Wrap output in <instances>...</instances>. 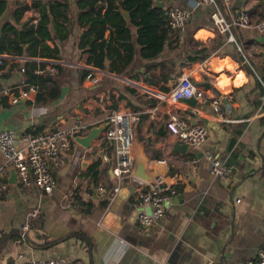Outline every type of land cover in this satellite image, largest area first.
I'll use <instances>...</instances> for the list:
<instances>
[{
    "label": "crops",
    "instance_id": "1",
    "mask_svg": "<svg viewBox=\"0 0 264 264\" xmlns=\"http://www.w3.org/2000/svg\"><path fill=\"white\" fill-rule=\"evenodd\" d=\"M215 2L230 23L228 33L213 29V7L198 5L197 0L158 4L164 15L168 9H186L191 12L190 20L184 30L168 34L162 53L151 61L141 58L136 45L123 74L87 65L86 55L78 48L79 28L75 27L69 39L59 44L60 59L35 60L60 68L54 76L60 89L58 98L35 105L33 97L13 105L2 96L8 102L0 104V130L17 135L75 124L83 125L86 135L91 127L105 125L112 112L135 115L133 137L142 142L148 133L156 136L154 144L145 147L148 168L175 187L176 195L153 225L137 224L134 204L141 184L125 179L113 194L117 183L111 163L101 160L106 149L99 139L91 144L93 152L83 158L85 149L74 143L59 155L60 162H50L55 181L50 196L32 183L20 185L18 177L12 180L9 168L6 189L0 191V264L48 258H64L75 264H248L256 257L264 247V32L234 23L244 12L253 24L263 19L264 0H232L229 5L223 0ZM10 4L11 16L15 2ZM72 9L76 13L75 3ZM132 34L135 41L134 28ZM182 49L186 53L182 54ZM214 60L222 64L217 71L210 66ZM0 61L6 62L0 70V92L16 89L26 81L21 72L26 59L0 55ZM88 70L98 78L97 83L82 79L83 71ZM166 73L171 81L189 75L208 96L222 99L219 112L209 105L192 108L182 102L172 107L184 108L192 121L207 129L206 141L198 151L187 148L186 154H181L173 149L176 140L168 134L164 121L169 109L158 108L154 98L135 87L159 90ZM150 78L156 84H149ZM155 151L161 153L160 158H154ZM204 151L229 166L230 176L212 178ZM159 159L166 164H160ZM82 160L92 162L83 167ZM3 161L0 154V164ZM97 161L101 164L94 185L87 172ZM111 196L114 199L110 202ZM75 198L85 205H79ZM130 200L134 203L126 213ZM37 206L41 209L39 223L21 239L25 216Z\"/></svg>",
    "mask_w": 264,
    "mask_h": 264
},
{
    "label": "built area",
    "instance_id": "2",
    "mask_svg": "<svg viewBox=\"0 0 264 264\" xmlns=\"http://www.w3.org/2000/svg\"><path fill=\"white\" fill-rule=\"evenodd\" d=\"M33 0H28L30 3ZM232 0H223L225 5H229ZM198 5H208L213 7L210 14L213 29L221 34L230 31V23L215 2V0H197ZM168 26L171 31H182L190 20L191 12L182 8H172L165 12ZM36 23V19L33 20ZM234 26L249 28L254 26L258 31L264 32V17L253 24L251 16L246 12L242 13ZM232 39V36L229 37ZM12 58V57H9ZM19 59V58H16ZM21 60H24L21 58ZM1 63V61H0ZM24 73V69H21ZM48 73L55 76L58 72L55 64H46L45 69L36 71L38 75ZM83 80L97 83L98 78L92 76L88 70ZM26 87V89L24 88ZM135 87L144 90L147 95L157 101V107H167L169 110L165 118V128L171 138L176 142L185 144L187 148L198 151L202 149L207 138V129L192 121L186 110L181 107L173 109L174 105L181 103L183 99L194 98L196 105H209L215 112H219L222 99L219 96H208L203 87L196 85L189 75L178 77L175 86L168 91L151 89L138 84ZM0 92V97L9 98L10 104H17L23 100H32L37 92L34 85L28 86L24 80L19 87ZM170 108H172L170 110ZM190 109V108H188ZM226 121V119H223ZM137 121L135 115L126 112H112L106 119L105 128L98 138L99 143L105 144L106 153L101 156V160L111 163L113 178L116 180V187L113 194L119 191L120 185L125 179H132V169L134 164L132 150V125ZM86 128L83 125L75 124L70 127L58 129L51 132H43L35 135L21 136L18 140V149H15L17 134L12 130H0V154L3 163L0 164V191L6 189L5 177L9 168L17 172L18 182L22 186L32 183L40 192L50 196L54 188V177L50 169V162L54 165L60 162L59 155L68 151L75 143L76 136L83 135ZM93 149L88 148L82 153L83 158L87 153H92ZM207 162L208 170L212 178L225 179L230 176L231 169L221 159L215 157L210 151L202 153ZM160 164H166L164 159H159ZM134 179V178H133ZM141 184V190L135 199L133 219L142 227H149L158 221L165 212L166 204L176 195V189L164 181L162 177H157L152 183ZM113 196L109 198L111 202ZM149 210V212L146 211ZM41 216L39 206L31 208L20 228L21 239L33 228L37 227ZM24 264H75L64 258H48L44 260H28ZM248 264H264V247H262L256 257Z\"/></svg>",
    "mask_w": 264,
    "mask_h": 264
},
{
    "label": "trees",
    "instance_id": "3",
    "mask_svg": "<svg viewBox=\"0 0 264 264\" xmlns=\"http://www.w3.org/2000/svg\"><path fill=\"white\" fill-rule=\"evenodd\" d=\"M11 1L15 2L11 16L0 23V55L26 59L22 68L27 85L37 88L32 101L35 105H43L60 96L56 77L47 72L38 75L36 71L45 69L46 64L35 60L60 59L59 44L69 39L75 27L79 28L78 48L82 50V55H86L87 65L116 74H123L130 64L136 45L143 60L151 61L157 57L171 32L164 10L158 5L165 0H33L30 3L28 0H0V18L6 14ZM73 3L76 13L72 9ZM124 12L128 14V19L124 17ZM205 59L191 58V61L203 62ZM1 62L0 70H3L6 62ZM87 72L83 71V75ZM171 79L170 73H166L161 78L163 84L158 87L159 90L168 91ZM149 81V84L153 83L152 78ZM12 92L17 94V89ZM7 102L6 97H0V104L7 105ZM30 102L27 101L28 104ZM113 109L117 107L113 106ZM41 131L40 128L27 131L21 136ZM153 156L158 159L161 153L155 151ZM100 164L101 161H97L87 172L94 185L98 181ZM76 200L79 205H85ZM129 202L126 213L131 210L130 204L134 203L133 200ZM102 205L106 206L107 201Z\"/></svg>",
    "mask_w": 264,
    "mask_h": 264
},
{
    "label": "water",
    "instance_id": "4",
    "mask_svg": "<svg viewBox=\"0 0 264 264\" xmlns=\"http://www.w3.org/2000/svg\"><path fill=\"white\" fill-rule=\"evenodd\" d=\"M160 6H162V4H160ZM123 15L126 19H128L129 16L127 13L124 12ZM181 52L182 54L186 53V50L182 49ZM176 82H177L176 80L170 81L168 85L169 88L175 86ZM181 102L187 104L192 108L195 107L196 105V100L194 98L183 99L181 100ZM104 128L105 125L103 124L91 127L86 135L76 136L74 138V142L79 144L82 149H88L91 147V144L100 137V134L103 132ZM19 138L20 135H17L14 144L16 150L18 149ZM155 140H156V136H154L152 133H148L145 136V140L142 142H139L135 137H133L132 139V150H133V158H134L132 177L138 181L148 184L152 183L155 180V178L158 177L157 171L148 168L149 158L147 157L145 152V147L149 145H153ZM173 149L181 154H186L187 146L185 144H180L178 142H175ZM91 162H92L91 160H82L81 165L83 167H86V165L90 164ZM11 173L13 180L17 177V172L15 171V169H12ZM146 211L149 212L148 209H146Z\"/></svg>",
    "mask_w": 264,
    "mask_h": 264
},
{
    "label": "bare ground",
    "instance_id": "5",
    "mask_svg": "<svg viewBox=\"0 0 264 264\" xmlns=\"http://www.w3.org/2000/svg\"><path fill=\"white\" fill-rule=\"evenodd\" d=\"M223 63V62H222ZM227 65H229L230 66V61H227ZM224 64H226V63H224ZM219 65H221L222 66V64H221V62H218V61H216V60H214L211 64H210V66H211V68L212 69H214V70H218V67H219V69H220V66ZM222 68V67H221ZM220 71V70H219ZM220 84V83H219ZM218 87L221 89V90H223V86L220 84V85H218Z\"/></svg>",
    "mask_w": 264,
    "mask_h": 264
},
{
    "label": "rangeland",
    "instance_id": "6",
    "mask_svg": "<svg viewBox=\"0 0 264 264\" xmlns=\"http://www.w3.org/2000/svg\"><path fill=\"white\" fill-rule=\"evenodd\" d=\"M10 6H11V4L8 5V7H7V12H6V14L4 15V17H2V18L0 19V23L3 22L5 19H7V18L10 17V15H9L10 10H8Z\"/></svg>",
    "mask_w": 264,
    "mask_h": 264
}]
</instances>
